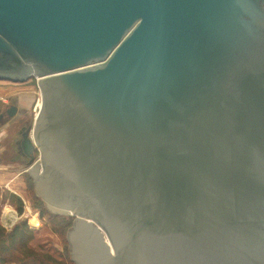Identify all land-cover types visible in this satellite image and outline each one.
<instances>
[{
  "label": "water",
  "instance_id": "1",
  "mask_svg": "<svg viewBox=\"0 0 264 264\" xmlns=\"http://www.w3.org/2000/svg\"><path fill=\"white\" fill-rule=\"evenodd\" d=\"M75 264H264V0H0V80Z\"/></svg>",
  "mask_w": 264,
  "mask_h": 264
},
{
  "label": "rangeland",
  "instance_id": "2",
  "mask_svg": "<svg viewBox=\"0 0 264 264\" xmlns=\"http://www.w3.org/2000/svg\"><path fill=\"white\" fill-rule=\"evenodd\" d=\"M6 87L15 88L13 92L24 91L23 97H30V118L34 117L40 104V91L35 77H29L22 82H3ZM27 109V108H26ZM33 114V115H32ZM31 120V119H30ZM38 155V151H37ZM0 221L7 228L19 221H26L34 230L32 244L46 249L65 264H75L69 260L67 231L73 216L54 213L39 199L30 176L9 173L6 179L0 180ZM21 206V207H20ZM19 207L21 213H19Z\"/></svg>",
  "mask_w": 264,
  "mask_h": 264
},
{
  "label": "trees",
  "instance_id": "3",
  "mask_svg": "<svg viewBox=\"0 0 264 264\" xmlns=\"http://www.w3.org/2000/svg\"><path fill=\"white\" fill-rule=\"evenodd\" d=\"M33 239L34 230L26 221H19L10 229L0 221V264H65L46 249L34 246Z\"/></svg>",
  "mask_w": 264,
  "mask_h": 264
},
{
  "label": "flooded vegetation",
  "instance_id": "4",
  "mask_svg": "<svg viewBox=\"0 0 264 264\" xmlns=\"http://www.w3.org/2000/svg\"><path fill=\"white\" fill-rule=\"evenodd\" d=\"M32 77V76H31ZM18 102L9 99L0 106V126L3 128L5 150L10 155V159H14L15 151L19 152V163L22 165L21 174L29 175L31 174L26 170L28 168H33L37 157V150L34 149L33 155L34 159L30 158L25 153L24 148V136L30 134L31 125L33 118L30 114V108L27 109L23 106H18ZM33 115V114H32ZM31 119V120H30Z\"/></svg>",
  "mask_w": 264,
  "mask_h": 264
},
{
  "label": "crops",
  "instance_id": "5",
  "mask_svg": "<svg viewBox=\"0 0 264 264\" xmlns=\"http://www.w3.org/2000/svg\"><path fill=\"white\" fill-rule=\"evenodd\" d=\"M6 80H0V106L4 102H6L9 99H13L18 102V106H23L25 108H28L31 101L30 97H23L24 91H20L19 93L13 92L15 88H9V86L6 87V85L3 83ZM4 132L3 128L0 126V180L6 179V176L9 173H15L16 175H23L21 174L22 171V165L19 163V152L15 151L14 159H10L9 153L5 150V143H4ZM18 160V161H17ZM1 182V181H0Z\"/></svg>",
  "mask_w": 264,
  "mask_h": 264
}]
</instances>
